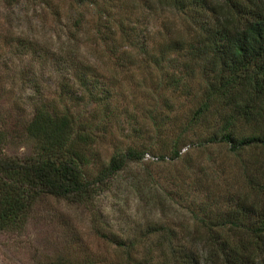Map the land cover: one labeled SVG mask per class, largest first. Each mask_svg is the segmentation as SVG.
<instances>
[{"label": "trees", "instance_id": "1", "mask_svg": "<svg viewBox=\"0 0 264 264\" xmlns=\"http://www.w3.org/2000/svg\"><path fill=\"white\" fill-rule=\"evenodd\" d=\"M120 3L117 15L97 16L90 34L104 45L108 57L122 68L142 62L163 68L168 75L164 86L186 94L191 93L189 78L197 75L203 82L192 113L184 119L173 115L169 121L170 127L180 130L167 157L182 156L178 142L185 143L189 132L196 139L193 146L204 153L222 150L233 169L226 174L225 157L216 172L201 166L200 175L194 174L192 190L201 198L192 209L191 230L183 226L182 235L169 223L153 220L140 235L122 237L97 230L99 236L121 250L115 264H264V0H142L140 6L148 12L167 8L191 17L185 36L166 32L159 39L152 38L142 20L149 15L141 19ZM165 62L174 71L168 72ZM97 74L90 61L74 65L71 72L72 81L88 90L91 102L109 110L114 83L100 88L99 81L92 80ZM60 85V96H68L72 103L85 97L68 95L64 79ZM61 101L60 107L37 105L25 122L26 136L34 141L30 154L4 153L6 134L0 128V230H22L36 198L43 194L90 202L128 161L144 157V149L129 145L86 175L83 166L90 162L86 150L98 139L96 117H82L65 98ZM165 122L156 120L159 130ZM143 241L146 251L139 255ZM80 263L58 254L45 264Z\"/></svg>", "mask_w": 264, "mask_h": 264}, {"label": "rangeland", "instance_id": "2", "mask_svg": "<svg viewBox=\"0 0 264 264\" xmlns=\"http://www.w3.org/2000/svg\"><path fill=\"white\" fill-rule=\"evenodd\" d=\"M122 1L134 16L149 15L142 20L153 39L166 32L186 35L191 22L188 14L167 8L148 12L140 6L142 0H0V128L6 134L2 151L30 154L34 141L26 136L25 122L37 105L60 107L63 98L82 117H96L98 139L86 150L90 159L83 166L86 175L129 145L145 150L142 159L128 161L88 203L38 196L22 230H0V264H45L58 254L77 258L80 264H115L121 250L97 230H111L122 237L140 235L147 222L162 220L182 235L183 226L191 230L192 209L201 198L192 190L194 174L200 175L201 166L216 172L225 157L226 174L233 169L231 158L222 150L204 153L193 146L196 139L189 132L185 143L178 142L182 156L167 157L180 130L170 127L169 121L173 115L184 119L192 113L203 82L197 75L189 78L191 93L186 94L181 88L164 86L168 75L163 68L142 62L127 69L108 57L104 45L93 41L90 34L97 16L104 17L105 12L117 15ZM87 61L98 72L92 80H98L100 88L114 83L109 110L96 106L88 90L72 81L74 65ZM165 63L168 72L174 71L169 69L173 68L170 62ZM63 79L69 84L68 95H85L79 103L60 96ZM159 118L166 120L160 130ZM144 243L138 246L139 255L146 251Z\"/></svg>", "mask_w": 264, "mask_h": 264}]
</instances>
